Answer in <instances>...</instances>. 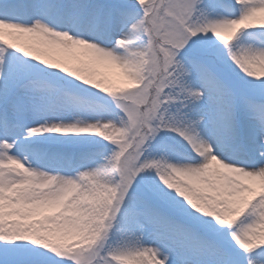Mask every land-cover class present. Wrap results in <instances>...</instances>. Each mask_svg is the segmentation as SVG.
<instances>
[{
  "label": "snow or ice",
  "instance_id": "6c2138e0",
  "mask_svg": "<svg viewBox=\"0 0 264 264\" xmlns=\"http://www.w3.org/2000/svg\"><path fill=\"white\" fill-rule=\"evenodd\" d=\"M0 264H264V0H0Z\"/></svg>",
  "mask_w": 264,
  "mask_h": 264
}]
</instances>
